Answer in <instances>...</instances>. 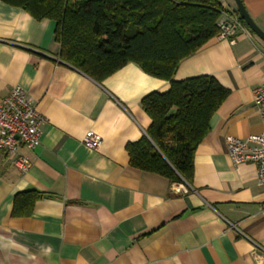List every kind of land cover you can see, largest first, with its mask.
<instances>
[{"label": "crops", "instance_id": "0c3cea01", "mask_svg": "<svg viewBox=\"0 0 264 264\" xmlns=\"http://www.w3.org/2000/svg\"><path fill=\"white\" fill-rule=\"evenodd\" d=\"M243 2L264 31V0ZM55 29L0 0V103L21 86L45 117L41 145L19 149L27 170L0 150V264H264V186L225 142L264 130V40L244 26L235 44L217 37L180 64L175 80L209 75L230 91L188 185L131 167L126 150L151 124L141 100L170 83L135 63L96 82L61 60ZM89 131L96 150L83 144ZM30 190L42 198L14 216L15 195Z\"/></svg>", "mask_w": 264, "mask_h": 264}, {"label": "trees", "instance_id": "16d2710c", "mask_svg": "<svg viewBox=\"0 0 264 264\" xmlns=\"http://www.w3.org/2000/svg\"><path fill=\"white\" fill-rule=\"evenodd\" d=\"M1 1L37 21H54L61 60L96 82L129 63L168 81V91L141 100L151 124L140 140L126 146L129 165L169 182L192 184L197 149L230 91L213 76L177 81L175 74L185 59L219 36L224 13L238 16L236 9L220 0ZM41 198L34 190L16 194L13 215L30 216Z\"/></svg>", "mask_w": 264, "mask_h": 264}, {"label": "built area", "instance_id": "2783aa9c", "mask_svg": "<svg viewBox=\"0 0 264 264\" xmlns=\"http://www.w3.org/2000/svg\"><path fill=\"white\" fill-rule=\"evenodd\" d=\"M219 26L221 31L218 37L229 40L231 44L236 42L233 38L235 33L244 28L239 17L230 12L224 13ZM254 105L264 123V84L254 90ZM44 122L45 117L21 86H15L0 103V150L13 158L14 164L21 171L27 170L31 161L20 154L19 149L25 147L35 150L41 145ZM101 142L102 138L92 131L87 132L83 138V144L90 150H96ZM225 142L233 164H255L257 183L264 186V130L247 138L227 136Z\"/></svg>", "mask_w": 264, "mask_h": 264}, {"label": "water", "instance_id": "95a60500", "mask_svg": "<svg viewBox=\"0 0 264 264\" xmlns=\"http://www.w3.org/2000/svg\"><path fill=\"white\" fill-rule=\"evenodd\" d=\"M236 4V11L238 13L239 19L244 21L246 26L255 33L259 38L264 40V31L255 23L253 18L250 16L247 11L243 0H234Z\"/></svg>", "mask_w": 264, "mask_h": 264}, {"label": "rangeland", "instance_id": "374dc122", "mask_svg": "<svg viewBox=\"0 0 264 264\" xmlns=\"http://www.w3.org/2000/svg\"><path fill=\"white\" fill-rule=\"evenodd\" d=\"M220 2L229 9L230 7L236 8V4L234 0H220Z\"/></svg>", "mask_w": 264, "mask_h": 264}]
</instances>
